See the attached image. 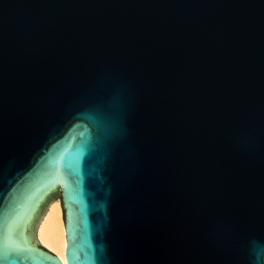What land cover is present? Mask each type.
Listing matches in <instances>:
<instances>
[{
  "label": "water",
  "instance_id": "water-1",
  "mask_svg": "<svg viewBox=\"0 0 264 264\" xmlns=\"http://www.w3.org/2000/svg\"><path fill=\"white\" fill-rule=\"evenodd\" d=\"M57 194L67 264H247L264 0H0V264Z\"/></svg>",
  "mask_w": 264,
  "mask_h": 264
},
{
  "label": "bare ground",
  "instance_id": "bare-ground-1",
  "mask_svg": "<svg viewBox=\"0 0 264 264\" xmlns=\"http://www.w3.org/2000/svg\"><path fill=\"white\" fill-rule=\"evenodd\" d=\"M34 238L39 244L56 254L62 264H67L64 258L63 212L59 199L49 202L34 229Z\"/></svg>",
  "mask_w": 264,
  "mask_h": 264
},
{
  "label": "clouds",
  "instance_id": "clouds-1",
  "mask_svg": "<svg viewBox=\"0 0 264 264\" xmlns=\"http://www.w3.org/2000/svg\"><path fill=\"white\" fill-rule=\"evenodd\" d=\"M245 255L247 264H264V243L249 242Z\"/></svg>",
  "mask_w": 264,
  "mask_h": 264
},
{
  "label": "rangeland",
  "instance_id": "rangeland-1",
  "mask_svg": "<svg viewBox=\"0 0 264 264\" xmlns=\"http://www.w3.org/2000/svg\"><path fill=\"white\" fill-rule=\"evenodd\" d=\"M58 198H59V194L50 197V198L47 200V202H45V203L43 204L42 209H41V213H40V215H39V216L37 217V219H36L35 227H36L37 223L39 222L40 218L42 217L43 213H44L45 210L47 209V206H48L49 202H51L52 199L54 200V199H58Z\"/></svg>",
  "mask_w": 264,
  "mask_h": 264
}]
</instances>
